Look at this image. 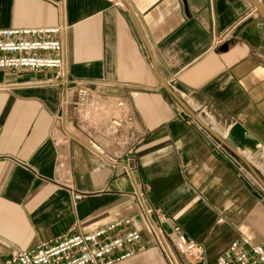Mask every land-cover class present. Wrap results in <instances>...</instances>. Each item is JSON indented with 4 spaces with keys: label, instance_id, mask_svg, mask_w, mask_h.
<instances>
[{
    "label": "crops",
    "instance_id": "crops-1",
    "mask_svg": "<svg viewBox=\"0 0 264 264\" xmlns=\"http://www.w3.org/2000/svg\"><path fill=\"white\" fill-rule=\"evenodd\" d=\"M57 25L65 82L0 70L10 84L0 89V264L124 217L142 248L114 264H170L140 216L149 207L156 224L203 244L210 263L242 234L264 243V186L254 179L264 168L252 160L264 164L256 2L0 0V28ZM213 28L231 29L228 41L213 46ZM180 92L206 103L221 129H198Z\"/></svg>",
    "mask_w": 264,
    "mask_h": 264
},
{
    "label": "built area",
    "instance_id": "built-area-1",
    "mask_svg": "<svg viewBox=\"0 0 264 264\" xmlns=\"http://www.w3.org/2000/svg\"><path fill=\"white\" fill-rule=\"evenodd\" d=\"M108 1L116 7H126V0ZM64 28L61 25L0 28V70L11 73L51 72L44 79L28 81L35 85L65 82L68 69L64 41L59 35ZM212 31L213 46L228 41L232 32L230 29L217 33L215 28ZM8 87L10 84H0V89ZM80 93L83 99L90 96L88 88H81ZM180 94L195 111L197 119L193 122L198 129L205 131L203 126L207 124L217 130L215 125L219 126V123L206 103H196L190 93ZM114 124L118 122L114 121ZM254 179L261 184L257 178ZM74 197L81 199L83 194L77 192ZM153 211L155 209L149 207L140 216L170 264H264V243H253L244 234L234 239L214 262H207L203 244L190 238L178 225L167 230L161 224H156L148 217ZM158 216L160 221L165 219ZM131 224L132 219L124 217L90 232L61 235L55 241L41 243L31 250H16L4 264H114L117 260L132 257L142 248L139 246L142 234Z\"/></svg>",
    "mask_w": 264,
    "mask_h": 264
},
{
    "label": "water",
    "instance_id": "water-1",
    "mask_svg": "<svg viewBox=\"0 0 264 264\" xmlns=\"http://www.w3.org/2000/svg\"><path fill=\"white\" fill-rule=\"evenodd\" d=\"M254 1L256 2L257 6L261 9L262 13L264 14V11L262 10V8H261V6H260V2H259V0H254ZM224 48H227V44H225ZM207 128H209V127H207ZM209 129H210V128H209ZM210 130H211V129H210ZM211 131H212V130H211ZM257 176H258V179L260 180V182L262 183V185L264 186V179H263L262 177H260L258 174H257Z\"/></svg>",
    "mask_w": 264,
    "mask_h": 264
},
{
    "label": "rangeland",
    "instance_id": "rangeland-1",
    "mask_svg": "<svg viewBox=\"0 0 264 264\" xmlns=\"http://www.w3.org/2000/svg\"><path fill=\"white\" fill-rule=\"evenodd\" d=\"M252 160H253L254 162H256V163H259L260 166L264 168V166H263L264 164L262 165V163L260 162V160H255L254 158H252ZM262 162H264V160H263ZM257 174H258L260 177H262L261 174H260L259 172H258ZM255 177H256L257 180L260 182V180L258 179V177H257V176H255ZM262 178H263V177H262ZM263 179H264V178H263ZM260 183H261V182H260ZM261 184H262V183H261Z\"/></svg>",
    "mask_w": 264,
    "mask_h": 264
}]
</instances>
